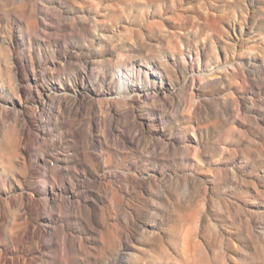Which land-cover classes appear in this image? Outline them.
<instances>
[{
  "label": "rangeland",
  "instance_id": "374dc122",
  "mask_svg": "<svg viewBox=\"0 0 264 264\" xmlns=\"http://www.w3.org/2000/svg\"><path fill=\"white\" fill-rule=\"evenodd\" d=\"M0 180V264H264V0H0Z\"/></svg>",
  "mask_w": 264,
  "mask_h": 264
},
{
  "label": "bare ground",
  "instance_id": "6f19581e",
  "mask_svg": "<svg viewBox=\"0 0 264 264\" xmlns=\"http://www.w3.org/2000/svg\"><path fill=\"white\" fill-rule=\"evenodd\" d=\"M21 69H22V68H21ZM16 70H17V69H16ZM16 72H17V71H16ZM16 72H15V73H16ZM17 73H18V72H17ZM16 75H17V74H16ZM122 75H123V74H122ZM16 79H17V77H16ZM18 83H19V82H18ZM123 89H124V88H123ZM18 111H19V110H18ZM35 116H36V115H35ZM32 120H33V119H32ZM21 123H22V122H21ZM21 123H20V124H21ZM33 124H34V121H32V122H30V123H28V124L25 123V124L23 125V127H21V128H23L22 131L25 132V131H26L30 126H32ZM18 128H19V126H18ZM19 130H20V129H19ZM22 131L20 130V134H19V135H21ZM28 131H29V130H28ZM22 134H23V133H22ZM25 135H27V134H25ZM28 135H29V134H28ZM28 135H27V136H28ZM23 136H24V134H23ZM32 138H33V137H32ZM21 139L24 141V139H23L22 137H21ZM35 139H36V138H35ZM31 140H33V139H31ZM25 142H26V141H25ZM33 142H35V141H33ZM21 143H22V142H21ZM23 145H25V144L23 143ZM28 146H29V145H28ZM30 146H31V144H30ZM25 147H26V146H25ZM28 152H29V150H28ZM26 156H27V155H26ZM21 160H22V159H21ZM18 180H19V179H18ZM26 180H27V179H26ZM0 181H1V180H0ZM20 181H21V180H20ZM21 185H22V184H21ZM55 197H56V196H55ZM29 202H30V200H29ZM31 202H32V201H31ZM5 251H6V250H5ZM3 252H4V251H3ZM7 256H8V255H7ZM7 256H6V257H7ZM12 258H13V257H12ZM1 261H3V260H1ZM10 261H11L10 259L8 260V259L5 258V259H4V264H9V263L13 262V261H11V262H10ZM12 264H13V263H12Z\"/></svg>",
  "mask_w": 264,
  "mask_h": 264
}]
</instances>
